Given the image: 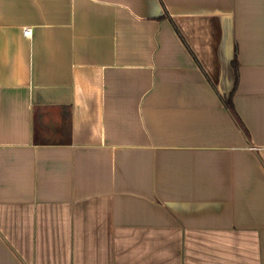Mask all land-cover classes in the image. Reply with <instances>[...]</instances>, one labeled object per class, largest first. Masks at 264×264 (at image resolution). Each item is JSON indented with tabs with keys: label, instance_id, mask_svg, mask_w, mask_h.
<instances>
[{
	"label": "crops",
	"instance_id": "0c3cea01",
	"mask_svg": "<svg viewBox=\"0 0 264 264\" xmlns=\"http://www.w3.org/2000/svg\"><path fill=\"white\" fill-rule=\"evenodd\" d=\"M0 264H264V0H0Z\"/></svg>",
	"mask_w": 264,
	"mask_h": 264
},
{
	"label": "built area",
	"instance_id": "2783aa9c",
	"mask_svg": "<svg viewBox=\"0 0 264 264\" xmlns=\"http://www.w3.org/2000/svg\"><path fill=\"white\" fill-rule=\"evenodd\" d=\"M30 34H31V29L29 27L23 29V35L29 36Z\"/></svg>",
	"mask_w": 264,
	"mask_h": 264
}]
</instances>
